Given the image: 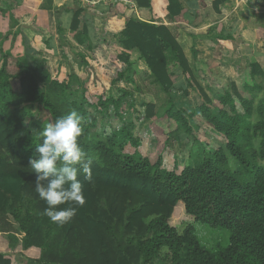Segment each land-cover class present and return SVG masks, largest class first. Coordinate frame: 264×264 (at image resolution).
Here are the masks:
<instances>
[{
  "label": "trees",
  "instance_id": "1",
  "mask_svg": "<svg viewBox=\"0 0 264 264\" xmlns=\"http://www.w3.org/2000/svg\"><path fill=\"white\" fill-rule=\"evenodd\" d=\"M132 1L153 20H126L117 55L125 69L110 83L132 82L130 54L136 53L159 90L168 94L174 87V73L168 69L173 61L201 103L186 112L174 111L168 101L161 118L173 121L176 133L189 135L188 122L200 117L224 137L237 169L229 170L223 148L208 152L198 142L191 164L178 173L176 166L172 171L162 168V156L152 163L139 152L141 139L131 132L132 125L121 117L128 93L98 96L95 104L89 103L86 87L79 83V94L71 83L76 76L51 78L39 60L32 67L27 58L33 60L36 52L30 51V42L18 29L7 31L0 34V237L8 254L29 264H264V71L250 63V80L241 87L231 82L223 95H216L217 106L194 78L170 27L154 20V0ZM162 1L168 23L184 17L178 0ZM226 2L213 0L211 8L219 14ZM0 14H9L17 26L9 9L0 8ZM86 16L76 3L69 29L90 50ZM17 36L29 48L22 55L3 51L2 44L11 37L12 47ZM44 45L50 50L48 40ZM34 105L38 110L32 111ZM142 106L144 119L158 118L154 104ZM88 107L103 117L112 111L119 125L111 126L109 135L96 133L97 121ZM71 110L82 117L79 143L93 160L92 176L78 177L85 204L71 222L58 226L43 215L47 204L35 192L36 174L29 161L43 142L38 131ZM195 223L227 230L228 245L206 249L195 235ZM0 264L11 262L0 254Z\"/></svg>",
  "mask_w": 264,
  "mask_h": 264
},
{
  "label": "rangeland",
  "instance_id": "2",
  "mask_svg": "<svg viewBox=\"0 0 264 264\" xmlns=\"http://www.w3.org/2000/svg\"><path fill=\"white\" fill-rule=\"evenodd\" d=\"M4 1H6V5L7 3L10 4V9L14 8L12 6L15 5V2H11V0ZM99 1L100 0H86L83 6L90 9L93 5H97ZM1 6L2 5L0 4V8ZM14 15L19 16L20 21L16 22L17 26L13 27L9 14H6L5 16L0 14V34L7 31L14 32L16 29L20 31V27H24L23 25H25L24 23L26 21L29 25L24 28H30V30L38 33L36 27L39 26L36 24L38 21L36 16L32 19L29 16H25V11L20 10H18V12ZM175 33L179 36L178 39L182 47H184L187 52L190 50L191 54L188 53V57L190 59V64L196 81L217 106L216 95H223L231 87L230 84L232 80L236 82H234V84L238 87H241L245 81L250 80L247 74V67L244 70L238 71L239 76L241 75V77L240 80H237V78H229L228 70H226L222 65H220V67L214 63L212 65H207V61L209 60H207L204 50L202 53L199 52L198 42H193L191 47L187 45L189 44L188 42H182V34L180 35L176 31ZM38 34L42 36L43 43L45 40H51L52 38L51 34L46 31L40 30V33ZM61 37L62 36L59 37L60 40ZM64 39L65 38L62 37L61 41L64 42ZM32 42H34V40ZM109 42V45H103V49H101L100 45H98L99 49H97L96 46L95 51L91 52V55L85 53L90 60V62H86L88 65H78V61H75L70 54V47L67 46H64L66 47L64 51L70 59H67L69 62H61L62 64L58 63V59H60L59 53H62V51H56L54 53L52 51L50 53L45 52L44 55L35 53L32 55L35 56L33 60L28 58L27 60L32 67H35V61L37 60L44 62V66L50 73L49 75L51 78L66 80V78H70L71 75L76 76L77 79L71 81L73 87L78 90L80 94L83 87L80 84L84 85L87 89L85 96L91 104L96 103V98L98 96H103L104 98H117L120 97L122 92L128 93L129 97L125 99L122 105L121 117L127 125H132L130 129L131 132L136 137L141 139V145L138 148L139 152L143 156L147 157L152 163L155 162L157 157L162 156V168L165 170L172 171L176 166V171L178 173L184 167L191 164L190 154L192 153V157L194 158V154L197 153L196 151L198 149L197 142L201 143L205 151L208 152L216 151L219 148H223L225 150L227 142L224 137L221 134L216 133L213 128L206 124L200 117H197L195 122H188L192 129L191 134L189 135L182 132L179 134L176 133L175 123L161 118L168 101H171L174 111L182 110L190 112L200 105V98L197 93L188 86L186 88V94L183 93L184 91L181 90V87L172 88L168 94L162 93L159 88L152 83L146 72L138 70L136 55H131V60L133 59L132 61H135L134 66L131 67V72H134V82L128 83L122 81L121 84L116 83L112 85L110 80L114 78L118 71L125 69V67L117 60V55L120 53L116 44L117 41ZM209 42L211 41L205 42V44L202 45L203 48L209 47L214 49L215 42L212 41L209 46H206ZM38 45H40V43H38ZM27 48L29 47H26L25 44H23L21 36H17L12 47L11 37H9V39L2 44L3 51L11 50L14 55H22ZM32 48L35 49L34 47H30V51L33 50ZM211 60L213 62V59ZM62 68H64V70H62ZM174 82L175 84L180 83L179 80H174ZM13 83L16 82L13 81ZM240 93L244 97H248L246 92L241 91ZM148 103L155 105V112L158 116L157 119L146 120L143 118L145 109L142 105ZM236 106L238 112L242 113L238 102H236ZM35 109L38 110L36 105H34L32 111H35ZM88 110L97 121L96 128L93 131L98 134L109 135L110 127L119 125L117 119L113 116L112 111H110L106 117H103L93 108L88 107ZM40 114L43 117L45 112L41 111ZM127 151L132 152L133 150L127 149ZM224 152L227 156L229 170L232 172L235 171L238 164L226 150ZM194 232L201 245L206 249L216 250L218 247L223 248L228 245L229 232L222 228H212L204 224L195 223Z\"/></svg>",
  "mask_w": 264,
  "mask_h": 264
},
{
  "label": "crops",
  "instance_id": "3",
  "mask_svg": "<svg viewBox=\"0 0 264 264\" xmlns=\"http://www.w3.org/2000/svg\"><path fill=\"white\" fill-rule=\"evenodd\" d=\"M85 1L86 0H11V2H15V5L12 6L14 8L12 9H10L9 3L6 5V1L4 0H1L0 4L2 5L1 9H9L10 14L17 19L16 22L20 21V17L14 15L18 10L25 11V16H29L32 19L36 16L38 18L36 24L39 26L36 27L38 33L42 30L49 32L52 36L51 40H48L50 51L46 50L40 34L30 30V28H24L29 25L27 21L24 23L26 26L23 25L24 27H20V31L27 41L31 42V47L35 48L33 50L36 53H40V55H44L45 52L50 53L52 51L54 53L56 51H62V53H59L60 59H58V63L60 64H62L61 62H69L68 60H70L67 53L64 51L66 48L64 46L70 47V54L75 61H78V65L87 64V61L90 62L85 53L91 55V52L95 51L96 46L97 49H99L98 45H100L101 49H103V45H109V41H117L116 44L121 53L122 49L119 46V39H121L120 33L125 27L126 20L129 18H137L146 23H151L153 20L152 14L149 11L137 8L132 0H100L97 5H93L90 9L83 6ZM178 1L185 13L184 17L180 20L168 23L169 20L164 10L165 6L162 0H154L153 11L154 20L170 27L181 47L182 45L178 39L179 36L176 35L175 31L180 35L182 34V42H188L189 44L187 45L191 47L193 42H198L199 52L202 53L204 50L207 60H209L207 61V65H212L213 63L217 66L219 65V67L222 65L228 70L229 78H237V80H240L241 75L239 76L238 71L244 70L252 62L257 63L264 71V0H227V2L220 7L219 14L215 13L211 8L213 0ZM75 2L84 9L85 15H87L84 24L89 31L91 43L90 50H87L85 44H78L74 39L75 33L71 32L69 29L73 10L76 5ZM154 24L158 25L159 23ZM59 29L62 30L61 34H59ZM228 35H230L231 38L227 39ZM60 36L65 38L64 42L61 41L62 39H59ZM32 39L34 42H32ZM208 41L215 42V50L209 47L203 48L202 45ZM211 42L207 43L206 46H209ZM38 43H40V45H38ZM182 49L192 69L188 57L190 50L187 52L184 47H182ZM132 54L136 55L138 70L146 72L149 79L154 83L144 60L139 59L136 53ZM132 54H130V61L132 66H134L135 61H132L133 59L131 60ZM81 56H83L85 60H82ZM211 59H213V62ZM45 69L47 68L45 67ZM168 69L170 72L174 73L172 81L179 80L181 83L182 80L181 84H175L174 82V87H181V90L186 91L187 76L182 74L173 61L169 63ZM62 70H64V68H62ZM131 73L133 74L132 82H134V72L132 71ZM232 82L235 81L232 80ZM117 84H121V82ZM154 85L156 84L154 83ZM8 253L7 243L0 237V254L6 255L11 264H29L22 260L21 257L9 255Z\"/></svg>",
  "mask_w": 264,
  "mask_h": 264
},
{
  "label": "clouds",
  "instance_id": "4",
  "mask_svg": "<svg viewBox=\"0 0 264 264\" xmlns=\"http://www.w3.org/2000/svg\"><path fill=\"white\" fill-rule=\"evenodd\" d=\"M82 132V117L71 110L38 131L43 142L36 145L34 158L29 161L36 174L35 192L47 204L43 215L58 226L71 222L77 208L85 204L78 177L91 180L93 160L79 143Z\"/></svg>",
  "mask_w": 264,
  "mask_h": 264
}]
</instances>
